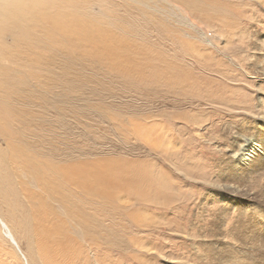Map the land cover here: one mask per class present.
Segmentation results:
<instances>
[{"label":"rangeland","instance_id":"374dc122","mask_svg":"<svg viewBox=\"0 0 264 264\" xmlns=\"http://www.w3.org/2000/svg\"><path fill=\"white\" fill-rule=\"evenodd\" d=\"M207 1L72 0L75 12L106 28L114 26L115 11L123 15L146 56L188 78L187 92L141 88L114 65L78 63L63 76L13 59L68 155L143 173L130 197L110 205L112 221L98 217V236L111 233L108 245L91 246L81 232L85 250L73 264H264V0H210L212 7ZM3 28L1 44L18 43L25 32ZM54 37L40 46L56 50L66 42L78 56L76 41ZM14 216L0 194V219L9 229L0 220V264H47Z\"/></svg>","mask_w":264,"mask_h":264},{"label":"bare ground","instance_id":"6f19581e","mask_svg":"<svg viewBox=\"0 0 264 264\" xmlns=\"http://www.w3.org/2000/svg\"><path fill=\"white\" fill-rule=\"evenodd\" d=\"M83 1L75 0L77 5ZM207 2V7L215 5L210 0ZM110 19L115 22L109 28L91 21L86 12H75L72 0L0 1L3 39L7 35L3 27L8 24L14 25L21 34L25 31L22 39L18 34L14 39H21L18 43L8 45L0 41V141L3 139L5 144L4 148L0 146V194L16 214L17 230L30 233L37 256L47 264L72 260L74 255L84 253L79 238L81 232L91 246H107L111 233L98 236L96 230L101 228L98 217L104 215L106 222L112 221L110 205L125 195L130 197L134 186L140 185L143 173H133L130 169L128 172L104 160L83 162L79 159L80 163L75 155H68L63 149V137L55 130L57 125L48 120L46 108L41 106L44 103L40 105L35 101V90L30 89V83L18 78L13 59L21 56L25 67L41 70V73L60 71L63 76L73 74V65L76 68L78 63H96L101 67L114 65L130 83L141 88L153 85L169 92L188 91V78L173 73L169 62L161 64L153 55H145L148 51L131 37L134 33L130 32L131 27L125 26L123 15L117 16L115 11ZM58 32L66 40L76 41L78 56L73 54L74 49L70 51L66 42L56 50H52L50 44L44 48L40 46L50 41L54 34L56 38ZM84 43L93 44L95 48L85 50ZM24 56L29 58L25 60ZM79 74L76 71L75 75ZM42 75L37 77L45 84L48 78ZM90 82L93 83L92 79ZM252 148L253 144L242 150V162L249 160ZM149 176L146 178L151 179ZM9 235L19 248L15 238ZM76 257L70 264L76 263Z\"/></svg>","mask_w":264,"mask_h":264}]
</instances>
